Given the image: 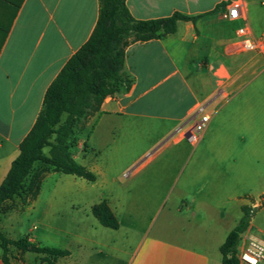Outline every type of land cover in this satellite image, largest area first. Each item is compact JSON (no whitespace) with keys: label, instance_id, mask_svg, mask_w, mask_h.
<instances>
[{"label":"crops","instance_id":"obj_1","mask_svg":"<svg viewBox=\"0 0 264 264\" xmlns=\"http://www.w3.org/2000/svg\"><path fill=\"white\" fill-rule=\"evenodd\" d=\"M233 1L127 0L138 21L200 18L126 49L132 85L105 99L88 149L77 147L83 160L74 156L97 180L47 173L38 197L1 229L69 255L27 252L13 264H222L220 247L244 207L257 211L247 233L264 241V52L237 40L245 26L262 35L264 0H243L246 18L230 21L223 6ZM99 15L100 0L21 2L0 50V187ZM203 115L205 131L187 143L184 131ZM104 201L117 229L93 213Z\"/></svg>","mask_w":264,"mask_h":264},{"label":"trees","instance_id":"obj_2","mask_svg":"<svg viewBox=\"0 0 264 264\" xmlns=\"http://www.w3.org/2000/svg\"><path fill=\"white\" fill-rule=\"evenodd\" d=\"M9 8L10 4L0 0V50L20 6L14 12L10 27L3 29L1 22ZM199 18L200 16H189L176 12L162 19L138 21L131 15L127 0H100L97 26L91 38L68 61L48 88L37 122L21 143L20 154L13 162L6 181L0 187V206L5 202L14 201L24 194L25 190L31 191L33 200L38 197L48 173L40 171L34 174L32 171L38 165L51 167L54 172L95 182L97 176L78 163L74 157L78 141L74 140L67 145L63 142L66 136L63 137L59 130H55L62 114L76 116L77 121H82L86 119V116L83 117L84 113L88 116L99 113L107 97L116 95L122 88L130 89L132 85V80L125 73L126 49L131 44L163 39L177 32L179 22L196 23ZM87 72L89 75L86 74ZM65 128L69 130H67V135L72 136L68 124L60 130ZM58 132L59 152L56 155L47 156L43 150L53 145L50 144V137ZM52 148L55 151L54 146ZM87 149L85 146V150ZM255 212L256 209L252 207L243 208L241 220L220 247L222 264H242L238 248L243 234L250 227ZM93 213L102 225L113 229L118 228V221L107 202L95 205ZM0 248L4 264H13V260H19L27 252L52 258L69 255L68 251L32 243L28 236L19 240H11L2 231H0ZM13 250L17 251L16 256Z\"/></svg>","mask_w":264,"mask_h":264},{"label":"rangeland","instance_id":"obj_3","mask_svg":"<svg viewBox=\"0 0 264 264\" xmlns=\"http://www.w3.org/2000/svg\"><path fill=\"white\" fill-rule=\"evenodd\" d=\"M4 1L6 3L10 4V8L7 11V13L5 14L4 18L2 19L1 27L3 29H8L10 27V24L12 23L13 18H14V14H15L14 12L18 9V7L20 6V4L23 0H4ZM0 41H1V38H0ZM88 73L89 72H87L86 74H88ZM95 115H91V116L89 115L88 116V115H86V113H84L83 117L86 116V119L82 120V121H77L76 116L71 117V116H69V114L64 113L61 116L59 125L55 127V130H59V132L62 134L63 137L66 136V140L63 141L65 144L68 145L72 141L77 140L78 146L81 145V147L83 149H85V146H87V143H86L87 135L91 129V123H92ZM67 124H68V127H70L71 131H72V136H70V137L67 135L68 134L67 128L60 130L63 126H65ZM59 132L57 134H53L50 137V144H53V145H49V146L44 148L43 151L47 156L56 155L59 152V148L57 147L60 144ZM84 140H85V142H84ZM61 141H62V139H61ZM51 146L52 147L54 146L56 152L53 151V148ZM74 155H75L77 160H83L82 155H81V151L78 148H76L74 150ZM52 170L53 169L51 167H45V165H38L34 169V171H32V172H34V174H35V172L38 173L40 171H46L49 173ZM33 201L34 200L31 198V191L25 190V193L21 194L14 201L5 202L2 206H0V231H2L1 229H3L4 227H6L9 224V222L12 218H16L17 214L20 213L21 211H23L24 206L30 205ZM20 216L22 218L21 220H23V223L25 225H28L29 218L27 217V215L23 213ZM25 227L22 224L21 231H23ZM2 233H4V232L2 231ZM251 241H258L264 245L263 240L253 238L246 232L245 234H243L239 248H238L239 249V252H238L239 256H240V254H242V252H244L247 249V247L249 246Z\"/></svg>","mask_w":264,"mask_h":264},{"label":"built area","instance_id":"obj_4","mask_svg":"<svg viewBox=\"0 0 264 264\" xmlns=\"http://www.w3.org/2000/svg\"><path fill=\"white\" fill-rule=\"evenodd\" d=\"M224 18L237 21L246 18V6L243 0H236L223 6ZM238 43L246 49L261 50L264 52V31L255 38L250 27L245 26L237 31ZM210 120L208 115H203L199 120L184 131V137L189 144L196 143ZM242 264H264V245L258 241H251L247 249L239 256Z\"/></svg>","mask_w":264,"mask_h":264}]
</instances>
